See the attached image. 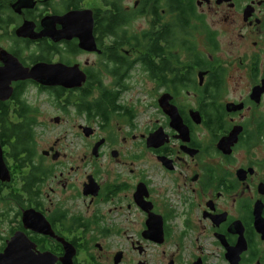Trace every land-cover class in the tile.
Segmentation results:
<instances>
[{"label":"flooded vegetation","instance_id":"af4514ba","mask_svg":"<svg viewBox=\"0 0 264 264\" xmlns=\"http://www.w3.org/2000/svg\"><path fill=\"white\" fill-rule=\"evenodd\" d=\"M19 1L0 0V44L8 42L0 50L26 66L79 64L86 84L99 81L120 92L112 118L124 120L118 123L123 144L110 155L123 175L112 174L114 165H97L71 182L80 166L57 170L69 158L59 138L37 150L45 176L33 192L24 191L3 147L12 178L0 180V254L20 234L30 254L55 264H64L65 242L74 249L73 264H264V0H96L100 7L91 0H33L16 8ZM79 10L93 12L99 52L80 49L77 38L34 41L17 34L26 21L39 33L46 17ZM111 14L123 26L99 30ZM117 37L131 44L117 48ZM21 40L55 51L31 62L28 49H16ZM133 72L148 88L145 105L122 99ZM110 123L99 128L107 132ZM101 139L98 156L91 151L82 163L98 164L94 159L106 154L111 136L95 141ZM89 184L96 194H84ZM69 193L84 200L83 210L73 213ZM29 209L45 217L49 232L24 221Z\"/></svg>","mask_w":264,"mask_h":264},{"label":"water","instance_id":"95a60500","mask_svg":"<svg viewBox=\"0 0 264 264\" xmlns=\"http://www.w3.org/2000/svg\"><path fill=\"white\" fill-rule=\"evenodd\" d=\"M34 4L33 0H20L15 7H30ZM59 22L62 29L56 30L55 24ZM44 29L37 33L34 24L26 21L17 30L20 37L29 38L31 40H39L49 37L59 42L61 40H70L77 38L79 40V48L87 52H99L96 38L94 35V18L91 10L71 11L63 16H49L43 21ZM0 102L8 101L14 93V83L19 81H31L41 87H61L63 89H79L84 86L87 81V74L81 69L79 64L68 65L63 62H46L40 61L31 66H26L19 58L5 49L0 50ZM176 109V108H175ZM177 112L176 110H173ZM178 113V112H177ZM60 117H55V122H59ZM178 121L177 117H173V122ZM86 137H90L94 133V129L90 126H81ZM153 136L148 138V145L153 142ZM104 143V139L96 142L92 149L95 156L99 154V148ZM58 154L54 155L57 158ZM11 172L7 165L4 155V148L0 143V180L9 182L11 180ZM90 181H94L92 177ZM88 190L84 194H96L98 188L94 190L93 185L89 184ZM143 186L138 187V192H143ZM24 221L31 227L38 226L40 232H49V223L45 217L33 209L25 212ZM17 234L9 243L4 253L0 254V264H55V259H47L43 255L34 256L27 251L22 239ZM66 255L62 258L64 264H73L72 258L74 249L65 242ZM69 245V246H68Z\"/></svg>","mask_w":264,"mask_h":264},{"label":"trees","instance_id":"16d2710c","mask_svg":"<svg viewBox=\"0 0 264 264\" xmlns=\"http://www.w3.org/2000/svg\"><path fill=\"white\" fill-rule=\"evenodd\" d=\"M109 16V15H108ZM107 16V17H108ZM113 14L99 24V30L105 32H114V28L123 26L122 22L116 20ZM131 44L130 39L124 37L115 39V46ZM37 45V44H36ZM16 49L22 51L28 49L30 52V61L49 60L55 51L50 45L42 42L37 47L31 48L27 41L21 40L16 44ZM15 50V49H14ZM15 50V51H17ZM76 52L75 46L71 48ZM18 52V51H17ZM24 63L26 61L22 59ZM126 71V69L124 70ZM94 83H85L79 89H63L61 87H39L40 90L48 92L53 96L57 105L64 111L73 106L78 114H86L89 120H100L109 123L113 115L120 111L117 104L119 91L108 89L102 86L99 81ZM36 85L31 81H19L14 84V93L10 100L0 103V143L6 149V159L9 164L12 163V174L14 182L24 181L22 190L33 192L36 182L44 178L43 167L37 166V126L39 125V108L31 104L25 97L27 87ZM97 85V86H95ZM98 89V95L94 96V89ZM64 101L62 102V100ZM25 168H29L28 175H24ZM45 168V167H44ZM15 188L14 191H18Z\"/></svg>","mask_w":264,"mask_h":264},{"label":"rangeland","instance_id":"374dc122","mask_svg":"<svg viewBox=\"0 0 264 264\" xmlns=\"http://www.w3.org/2000/svg\"><path fill=\"white\" fill-rule=\"evenodd\" d=\"M88 5L91 6H98L100 7L101 4L96 0H91L88 2ZM131 30L135 31V22H133ZM0 46L4 48H8V42L2 41ZM29 52L26 51L25 55H27ZM84 58V57H81ZM93 60H95V56L91 57ZM56 57L54 60H57ZM135 72L132 73V77L128 81L129 88L126 92L123 93L122 99L125 102V104H132L135 101H141L145 104L148 103V88L142 85L141 83L135 82ZM39 85H30L27 87V90L25 92V97L28 99V101L33 104L34 106L38 107L40 112L38 115L39 119V125L37 126V149L39 152H41L43 149H47V147L54 143L56 140L60 138V144L61 149L64 150L66 153L69 154V158L65 162V164L60 165L57 170L65 169V171L70 170L71 166H74L77 168V166H80V170L75 171L69 175L71 182L77 183L82 178V173L85 171H89L92 166H100V167H111L113 162V157L110 155V149L112 148H118L119 145L123 144L121 142L120 137L123 135L119 134L118 126L119 122H121V125L123 124V119L117 116H114L111 119V125L108 127L106 131H103L100 127L101 122L100 120H89L87 115L84 114H78L74 107L71 106L68 108V111H64L61 107L57 105V102L53 96H51L48 92L42 91L38 87ZM93 95H98V89L95 88L93 91ZM64 99L62 100V102ZM55 117H60L59 122H55ZM81 126H90L93 129L95 128V133L93 136H95V139L100 138V136H106L109 134L111 136V141L108 145V147L104 148V154L102 157L95 158L94 160L98 161V164L96 163H89L85 162L82 163V158L85 157V155H89L92 158V148L94 146V143L96 142L95 139L91 137H86L81 129ZM125 129L124 127H122ZM119 135V136H118ZM129 143H125V145H128ZM90 157L88 160H90ZM119 168L114 165V171L112 174L114 175H123L120 174L122 172H119ZM126 170L124 172V177L127 178L129 173V166L124 167ZM141 169L146 170L147 167L145 165L141 164ZM58 173V172H57ZM71 194V193H69ZM75 196V197H74ZM68 198V197H67ZM66 198V199H67ZM76 195L72 193L70 195V198H68L67 203L69 205H72L73 213H76L77 211L83 210L86 203L83 199H77ZM106 206V205H104ZM108 207V206H106Z\"/></svg>","mask_w":264,"mask_h":264}]
</instances>
